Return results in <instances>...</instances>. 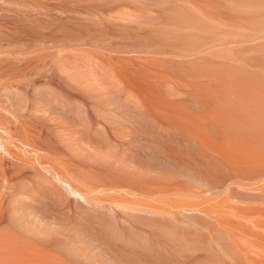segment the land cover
Listing matches in <instances>:
<instances>
[{
  "label": "bare ground",
  "instance_id": "bare-ground-1",
  "mask_svg": "<svg viewBox=\"0 0 264 264\" xmlns=\"http://www.w3.org/2000/svg\"><path fill=\"white\" fill-rule=\"evenodd\" d=\"M0 264H264V0H0Z\"/></svg>",
  "mask_w": 264,
  "mask_h": 264
}]
</instances>
